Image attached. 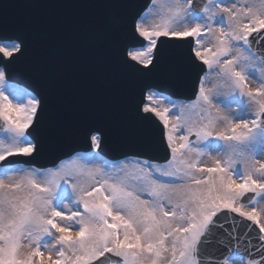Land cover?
<instances>
[{
  "label": "snow or ice",
  "instance_id": "obj_1",
  "mask_svg": "<svg viewBox=\"0 0 264 264\" xmlns=\"http://www.w3.org/2000/svg\"><path fill=\"white\" fill-rule=\"evenodd\" d=\"M149 15L157 19L151 27ZM134 31L147 44L128 55L145 69L155 67L161 37H192L193 63L206 66L187 104L164 106L147 94L141 110L162 121L163 164L105 167L97 152L51 169L12 166L10 157L39 155L29 130L41 101L7 84L0 69V264H206L201 245L223 229L221 213L257 226L260 256L214 264H264V53L253 49L254 33L264 39V0H152ZM22 45L0 36V65L22 54ZM101 143L90 134L92 148Z\"/></svg>",
  "mask_w": 264,
  "mask_h": 264
},
{
  "label": "water",
  "instance_id": "obj_2",
  "mask_svg": "<svg viewBox=\"0 0 264 264\" xmlns=\"http://www.w3.org/2000/svg\"><path fill=\"white\" fill-rule=\"evenodd\" d=\"M151 2L0 0V36L23 41L22 54L4 65L7 77L41 97L38 123L29 130L39 155L10 157L13 163L56 165L77 151L90 150V134L96 132L102 135L101 151L112 159L136 155L165 162L169 158L162 122L141 110L146 92L157 88L193 100L203 75L200 68L206 66L199 60L193 63L192 37H161L155 67L145 69L131 61L129 49L146 41L134 25ZM206 2L194 0V5ZM253 36L259 40L253 42V49L264 53V39L257 33ZM216 219L223 229H214L201 245L206 264L226 256H260L257 226L234 213H221Z\"/></svg>",
  "mask_w": 264,
  "mask_h": 264
},
{
  "label": "rangeland",
  "instance_id": "obj_3",
  "mask_svg": "<svg viewBox=\"0 0 264 264\" xmlns=\"http://www.w3.org/2000/svg\"><path fill=\"white\" fill-rule=\"evenodd\" d=\"M147 11H148V9L145 11V13H147ZM145 13H144V14H145ZM144 14H143V15H144ZM156 22H157V19L153 18L152 15H149V18H148L147 21H146V26L151 27V26H152L154 23H156ZM136 49H137V48H136ZM132 50H135V49H132ZM132 50H131V51H132ZM7 84H11V85H15L16 87L23 88V89H25L27 92L31 93L33 96L37 97V96H36L31 90L27 89L26 87H24V86H22V85H19V84H17V83L10 82V81H8V80H7ZM151 91L155 92V93L158 95V98L161 100V102H162V104H163L164 106H168V104H169L170 101H171V102H174V104H175L176 106H180V105L187 104V103L191 102V101H186V100H182V99H175V98H172L171 96L166 95V94H163V93H160L159 91H156V90H151ZM37 98H38V97H37ZM221 99H224V98L221 97ZM192 101H193V100H192ZM146 103H148V101H147ZM175 111H176V108L174 107V108L172 109V112H175ZM172 112L169 113V116H170V117L172 116ZM29 139H31V138L29 137ZM193 140H195V137H193ZM97 152H98V151H97L96 149H93V150H91V151H89V152H85V153H84V152H79V153H77V154L86 157L87 154H89V153L95 155ZM75 155H76V154H75ZM98 155H99L100 159H102L101 163H102L105 167H111L113 164H117V165H118V164H119L120 162H122V161L133 160V159L148 160V159L137 158V157H128V158H125V159H123V160L111 161V160H107L106 158H104L99 152H98ZM65 160H67V159H65ZM149 161H150V160H149ZM151 162H152V163H155V164H163V163H159V162H153V161H151ZM96 163H98V161H96ZM23 165H24V164H23ZM0 166H1V162H0ZM24 166H26V165H24ZM32 167H34L35 169H38V170H42V169L37 168V167H35V166H32ZM55 167H56V166H55ZM51 168H54V167H50V168H47V169H51ZM243 259H246V258H243Z\"/></svg>",
  "mask_w": 264,
  "mask_h": 264
},
{
  "label": "bare ground",
  "instance_id": "obj_4",
  "mask_svg": "<svg viewBox=\"0 0 264 264\" xmlns=\"http://www.w3.org/2000/svg\"><path fill=\"white\" fill-rule=\"evenodd\" d=\"M205 35H207V34H205ZM210 39H211V38L209 37V40H210ZM206 43H207V41H206ZM208 46H212V45H211V44H208ZM209 86H210V85H209ZM232 110H233L234 112H235V111H238L237 105L233 104V105H232ZM101 161H102V159H99V160H98V163H99V164H102ZM12 166L20 167V168H34V167L30 166V165H26V166H24L23 164H20V163H18V162L13 163ZM206 166H209V167L214 166V162L211 161V160H207ZM237 167H239V165H238ZM70 192H71V189L69 188V193H70ZM64 203L70 205V204L72 203V201H71L70 199H65V200H64Z\"/></svg>",
  "mask_w": 264,
  "mask_h": 264
}]
</instances>
